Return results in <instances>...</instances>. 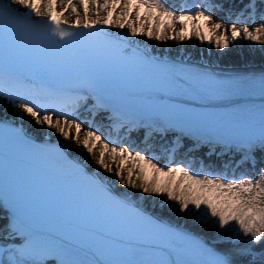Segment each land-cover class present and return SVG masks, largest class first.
<instances>
[{
  "label": "snow or ice",
  "instance_id": "obj_1",
  "mask_svg": "<svg viewBox=\"0 0 264 264\" xmlns=\"http://www.w3.org/2000/svg\"><path fill=\"white\" fill-rule=\"evenodd\" d=\"M224 10L0 0V130L42 190L0 196V264H264V68L221 76L140 42L264 61V0Z\"/></svg>",
  "mask_w": 264,
  "mask_h": 264
},
{
  "label": "bare ground",
  "instance_id": "obj_2",
  "mask_svg": "<svg viewBox=\"0 0 264 264\" xmlns=\"http://www.w3.org/2000/svg\"><path fill=\"white\" fill-rule=\"evenodd\" d=\"M140 42L143 44H147L151 50H155L156 46H159L160 51L163 53H168L173 56H176L179 60H181L184 56H187L188 62L194 63V62H207L208 66L210 63H215L218 66H222L223 64H232V67L243 69L245 67H259L264 68V61H262L261 56L257 53L253 54V58H250L247 61H235L230 62L231 57L233 56H223L217 49L214 47H211L207 43L201 45L199 41L195 40L194 38L192 40L183 41V42H174V41H168V42H155V41H147L144 40V38H140ZM242 44V43H241ZM243 48L247 51L249 48L248 44L243 43ZM259 46L257 45V49ZM219 52L221 55L219 59H214V51Z\"/></svg>",
  "mask_w": 264,
  "mask_h": 264
},
{
  "label": "rangeland",
  "instance_id": "obj_3",
  "mask_svg": "<svg viewBox=\"0 0 264 264\" xmlns=\"http://www.w3.org/2000/svg\"><path fill=\"white\" fill-rule=\"evenodd\" d=\"M248 46H249V48L257 49V45H250V44H248ZM237 51L240 52L241 55H242V53H243L244 51H246V50L243 48L242 44L239 43V42H238V48H237ZM254 53H256V52L254 51L253 54H254ZM253 54H252V56H253ZM241 55H240L239 58H237L236 56H233V57H231V58H234V59L238 60V59H241ZM216 56H219V54H217ZM252 56L249 57V58H253ZM214 57H215V54H214Z\"/></svg>",
  "mask_w": 264,
  "mask_h": 264
}]
</instances>
